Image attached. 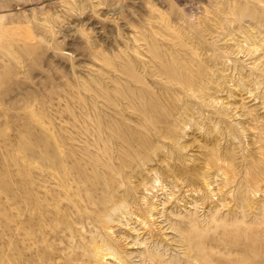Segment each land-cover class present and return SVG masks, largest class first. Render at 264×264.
Returning <instances> with one entry per match:
<instances>
[{
  "label": "rangeland",
  "instance_id": "374dc122",
  "mask_svg": "<svg viewBox=\"0 0 264 264\" xmlns=\"http://www.w3.org/2000/svg\"><path fill=\"white\" fill-rule=\"evenodd\" d=\"M0 236V264H264V0H0Z\"/></svg>",
  "mask_w": 264,
  "mask_h": 264
},
{
  "label": "bare ground",
  "instance_id": "6f19581e",
  "mask_svg": "<svg viewBox=\"0 0 264 264\" xmlns=\"http://www.w3.org/2000/svg\"><path fill=\"white\" fill-rule=\"evenodd\" d=\"M248 33V32H247ZM246 35V34H245ZM249 39V38H248ZM251 40V39H250ZM158 53V52H157ZM161 61V60H160ZM178 65V64H177ZM168 67V66H167ZM176 67V66H175ZM171 68V67H170ZM181 68V67H180ZM165 69V68H164ZM163 69V70H164ZM174 69V68H173ZM162 70V71H163ZM172 70V69H171ZM169 71L170 73L172 72V73H174L173 71ZM177 71V70H176ZM180 72H181V70H180ZM184 71H182L181 72V75H182V73H183ZM186 72V71H185ZM188 74V73H187ZM168 75H170V74H168ZM174 76V75H173ZM178 76H179V74H178ZM185 74H184V78H185ZM171 77V76H170ZM177 77V76H176ZM180 77V76H179ZM179 77H177V78H179ZM188 77V76H187ZM187 77L185 78V79H187ZM190 77V76H189ZM177 78H175V79H177ZM182 79V78H181ZM189 79V78H188ZM179 80V79H178ZM183 81V80H182ZM181 81V82H182ZM184 81H186V80H184ZM190 81V80H189ZM188 81V82H189ZM183 83V82H182ZM184 84H186V82L184 83ZM187 86H188V84H187ZM191 87V86H190ZM141 95V94H140ZM144 96V95H143ZM141 97V96H140ZM142 98H145V97H142ZM153 98V97H152ZM156 98V97H155ZM157 99V98H156ZM153 100V99H152ZM159 100V99H158ZM139 101H141L140 99H139ZM154 101V100H153ZM155 101H157V100H155ZM164 101V100H163ZM168 101V100H167ZM144 103V102H143ZM145 104V103H144ZM165 104V103H164ZM139 105V104H138ZM142 105V104H141ZM150 105V104H149ZM162 105V104H161ZM146 106V105H145ZM167 106V105H166ZM143 107H144V105H143ZM153 107V106H152ZM146 108V107H145ZM169 108V107H168ZM153 109V108H152ZM140 110V109H139ZM146 110H147V108H146ZM157 110V109H156ZM255 110V109H254ZM144 111V110H143ZM149 111V110H148ZM146 112V111H145ZM159 112V111H158ZM173 111H171V113H172ZM160 113V112H159ZM148 114V113H147ZM260 115V114H259ZM166 116V115H165ZM159 117V116H158ZM157 117V118H158ZM147 118V117H146ZM152 118V117H151ZM150 118V119H151ZM139 119V118H138ZM161 119H163L162 117H161ZM155 121V120H154ZM120 122V121H119ZM143 123V122H142ZM118 126V125H117ZM143 126H145V125H143ZM116 131V130H115ZM131 132V131H130ZM119 133V132H118ZM120 135V134H119ZM126 135V134H125ZM134 135V134H133ZM258 135V134H257ZM122 136V135H121ZM121 136H119V137H121ZM131 136V135H130ZM135 136V135H134ZM259 136V135H258ZM125 138V137H124ZM127 138V137H126ZM126 138H125V140H126ZM146 138V137H145ZM109 139V138H108ZM114 139V138H113ZM128 139V138H127ZM134 139V138H133ZM136 139V138H135ZM128 140H130V139H128ZM127 140V141H128ZM261 140V139H260ZM134 141V140H133ZM144 141V140H143ZM132 142V141H131ZM136 142V141H135ZM111 143V142H110ZM131 144V143H130ZM134 144V143H133ZM141 145V144H140ZM143 145V144H142ZM144 145H146V144H144ZM135 146V145H134ZM73 147V146H72ZM136 147V146H135ZM140 148H141V146H140ZM259 148V147H258ZM72 149V148H71ZM70 149V150H71ZM129 149V148H128ZM125 150V149H124ZM124 150H123V152H124ZM130 150V149H129ZM140 150V149H139ZM122 151V150H121ZM144 151V150H143ZM70 153V152H69ZM109 153V152H108ZM140 153V152H139ZM74 154V153H73ZM128 154V153H127ZM70 156V155H69ZM93 157V156H92ZM128 157H131V156H128ZM135 157V156H134ZM144 157V156H143ZM96 158V157H95ZM123 158V157H122ZM129 159V158H128ZM103 160V159H102ZM123 160V159H122ZM132 160H133V158H132ZM48 161V160H47ZM51 161V160H50ZM58 162H59V160H57ZM57 161L55 162V163H57ZM101 161V160H100ZM131 160H129V162H130ZM54 162V161H53ZM105 162V161H104ZM103 162V163H104ZM133 162V161H132ZM106 163V162H105ZM72 164V163H71ZM81 164H83V163H81ZM111 164H112V162H111ZM53 165H54V163H53ZM58 165V164H57ZM76 165V164H75ZM52 166V165H51ZM109 166V165H108ZM55 167V166H54ZM78 168V167H77ZM89 168V167H88ZM112 168H113V166H112ZM121 168V167H120ZM71 169V168H70ZM113 169H115V168H113ZM119 169V168H118ZM60 170V169H59ZM77 170V169H76ZM54 171V170H53ZM76 172V171H75ZM82 172V171H81ZM96 172V171H95ZM53 173V172H52ZM80 173V172H79ZM260 173V172H259ZM76 174V173H75ZM77 175V174H76ZM81 175V174H80ZM90 175V174H89ZM98 175V174H97ZM109 175H110V173H109ZM102 176V175H101ZM93 177V176H92ZM66 179V178H65ZM70 179V178H69ZM108 179V178H107ZM82 180V179H81ZM87 180V179H86ZM74 181H75V178H74ZM94 182V181H93ZM109 182V181H108ZM88 184V183H87ZM94 184V183H93ZM96 184V183H95ZM114 185V184H113ZM112 185V186H113ZM90 186V185H89ZM118 186H119V184H118ZM95 188V187H94ZM86 189V188H85ZM113 189V188H112ZM80 190V189H79ZM96 191V190H95ZM94 193V192H93ZM98 196V195H97ZM99 200H101V199H99ZM126 200V199H125ZM95 201V200H94ZM125 202V201H124ZM114 210V209H113ZM35 218V217H34ZM46 218V217H45ZM73 218V217H72ZM70 220V219H69ZM46 223V222H45ZM53 223V222H52ZM50 224V223H49ZM55 224V223H54ZM25 225V224H24ZM59 225V224H58ZM72 225V224H71ZM69 226V225H68ZM32 227V226H31ZM46 227V226H45ZM56 227H58V226H56ZM43 228V227H42ZM51 228V227H50ZM70 228V227H69ZM24 229V228H23ZM30 230V229H29ZM55 230V229H54ZM70 230H71V228H70ZM28 231V230H27ZM75 232V231H74ZM25 233V232H24ZM30 233V232H29ZM42 233H43V231H42ZM18 234V233H17ZM22 234V233H21ZM26 235V234H25ZM30 235V234H29ZM71 235V234H70ZM1 237V236H0ZM24 237V236H23ZM47 237V236H46ZM51 237V236H50ZM13 238V237H12ZM26 238V237H25ZM96 238V237H95ZM2 239V238H1ZM32 239V238H31ZM30 239V240H31ZM90 239V238H89ZM84 240H85V238H84ZM96 240V239H95ZM110 241V240H109ZM7 242H9V241H7ZM24 242V241H23ZM71 242V241H70ZM91 242V241H90ZM11 243H12V241H11ZM18 243V242H17ZM72 244H73V242H72ZM104 244V243H103ZM2 245V244H1ZM9 245V244H8ZM69 245V244H68ZM77 245V244H76ZM82 245V244H81ZM87 245V244H86ZM107 245V244H106ZM29 246H30V244H29ZM49 246V245H48ZM51 246V245H50ZM111 246V245H110ZM9 247V246H8ZM250 247V246H249ZM25 248V247H24ZM59 248V247H58ZM84 248V247H83ZM96 248V247H95ZM187 248V247H186ZM189 248V247H188ZM29 249V248H28ZM49 249V248H48ZM52 249V248H51ZM62 249V248H61ZM85 249V248H84ZM113 249V248H112ZM193 249V248H192ZM12 250V249H11ZM37 250V249H36ZM64 250V249H63ZM19 251V250H18ZM95 251V250H94ZM102 252V251H101ZM33 253V252H32ZM69 253V252H68ZM89 253V252H88ZM117 253V252H116ZM25 254V253H24ZM15 255V254H14ZM69 255V254H68ZM41 256V255H40ZM40 256H39V258H40ZM3 257V256H2ZM16 257V256H15ZM10 259V258H9ZM20 259V258H19ZM25 259V258H24ZM29 259V258H28ZM89 259V258H88ZM17 260V259H16ZM82 260V259H81ZM105 260V259H104ZM9 261V260H8ZM49 261V260H48ZM95 261V260H94ZM93 261V262H94ZM191 261V260H190ZM12 262V261H11ZM85 262V261H84ZM121 263V262H120ZM125 263V262H124ZM16 264V263H15ZM75 264V263H74Z\"/></svg>",
  "mask_w": 264,
  "mask_h": 264
}]
</instances>
